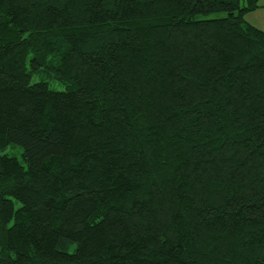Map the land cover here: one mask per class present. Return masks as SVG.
Here are the masks:
<instances>
[{"label": "trees", "instance_id": "1", "mask_svg": "<svg viewBox=\"0 0 264 264\" xmlns=\"http://www.w3.org/2000/svg\"><path fill=\"white\" fill-rule=\"evenodd\" d=\"M262 1L0 0V264H264Z\"/></svg>", "mask_w": 264, "mask_h": 264}, {"label": "rangeland", "instance_id": "2", "mask_svg": "<svg viewBox=\"0 0 264 264\" xmlns=\"http://www.w3.org/2000/svg\"><path fill=\"white\" fill-rule=\"evenodd\" d=\"M261 3L264 4V1H262ZM245 18H246V21L250 25L254 26L257 29H260V30L264 31V8L254 12V13H251V14L247 15ZM19 152L21 153V149L20 148H17V150H12V151L10 149L9 150L7 149L5 151L6 154H8V153H19Z\"/></svg>", "mask_w": 264, "mask_h": 264}]
</instances>
